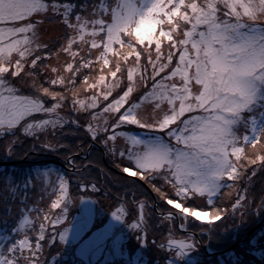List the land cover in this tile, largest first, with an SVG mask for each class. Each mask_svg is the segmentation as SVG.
<instances>
[{
  "label": "snow or ice",
  "instance_id": "1",
  "mask_svg": "<svg viewBox=\"0 0 264 264\" xmlns=\"http://www.w3.org/2000/svg\"><path fill=\"white\" fill-rule=\"evenodd\" d=\"M21 136L67 167L4 170L0 264H115L117 225L147 247L154 217L159 264L233 232L232 264H264V0H0V160Z\"/></svg>",
  "mask_w": 264,
  "mask_h": 264
},
{
  "label": "rangeland",
  "instance_id": "2",
  "mask_svg": "<svg viewBox=\"0 0 264 264\" xmlns=\"http://www.w3.org/2000/svg\"><path fill=\"white\" fill-rule=\"evenodd\" d=\"M59 30L53 28L52 30V35L57 34ZM69 130H71L70 133H75L76 129L75 128H65L64 132L69 133ZM23 147H18L16 149L17 155L14 157L12 161H4L0 160V178L3 177L4 170L7 168L9 170V173H11L13 170L19 175L21 172H28V170L31 168L30 165L34 164L36 162L38 167H35L33 170L37 169L40 167V165H47L49 168L53 169H58V168H66L67 165L63 163L62 159L55 156L54 153H49L47 151H42V150H34V151H29L27 152V155H24V152L27 150L28 146L33 143L31 139L25 140L23 136L20 137ZM49 140H52L53 143L56 141H64L68 139L62 138L59 134L56 135L55 140H53V137L50 135L48 136ZM76 139V138H75ZM78 140V139H77ZM60 142V141H59ZM75 143H81L80 142H75ZM61 144V143H60ZM70 145L71 142L69 143ZM88 144H91V141H89ZM93 150V155H89L88 160L91 161L94 164H98L100 167H107L106 160L100 156L99 150L97 149H92ZM87 162V161H84ZM32 163V164H31ZM40 163V164H39ZM33 175H35V171H33ZM94 175H99V173L94 172ZM51 179H55V173L53 172ZM43 180V177H38L36 181V187H30L29 189V197H30V203L36 202L39 195V186L41 181ZM113 192L117 191L116 188L112 189ZM228 191V190H226ZM249 196L250 197H256L258 198L260 195L264 194V176L257 175L255 178H253L252 185L249 186L248 189ZM95 200H102L103 208L105 209V214L104 215H99L95 217L92 221L94 225L102 227L104 224L108 222L109 219H111L110 212L114 211L116 208V204L114 202L113 197H93ZM131 199V198H129ZM78 203V202H77ZM3 214V206L2 202H0V215ZM72 215H78L76 208H73L72 210ZM71 219V217H70ZM130 218L126 217V220H129ZM250 219L253 220V227L254 228H264V221L259 219L258 217H251ZM231 221H229V224ZM161 220L159 218H155L152 222V225L149 228V245L147 247L143 245H139L137 241L133 238V233L132 230L128 229L126 224L123 226L122 231L120 229V225H117L118 228V235H121V247H122V252L123 255L110 258L113 259L115 264H124V261L121 260V258L125 255L127 256V264H138L139 260L143 258V260L146 262V264H159L161 260L160 252L158 251L157 247L151 243L152 239L157 240V244L160 243L159 237L163 233V235H167L166 232L163 231L161 228ZM3 225L0 224V227ZM95 230V229H92ZM183 235L182 232H180L179 229L176 231V238H180ZM237 233H232L231 238L228 237H213L211 239V243L209 242L207 237L203 238V243L207 244L206 241L210 243L211 246L217 248L221 247L223 244H228L230 242V245L228 246H233L234 241H236ZM232 242V243H231ZM203 243L199 246L198 251L194 255V259L197 260L198 264H207L208 262L210 264H214L215 262L211 257H209L206 253L207 250H205L202 245ZM70 249L73 248L74 246H68ZM208 248V247H206ZM204 249V250H203ZM210 249V247H209ZM208 249V250H209ZM221 250V249H220ZM222 253H225L222 252ZM227 256V254H225ZM256 259V258H255ZM255 259L252 260L254 264H257ZM226 264H232L231 259L228 260V263Z\"/></svg>",
  "mask_w": 264,
  "mask_h": 264
},
{
  "label": "bare ground",
  "instance_id": "3",
  "mask_svg": "<svg viewBox=\"0 0 264 264\" xmlns=\"http://www.w3.org/2000/svg\"><path fill=\"white\" fill-rule=\"evenodd\" d=\"M117 175V177H118V173L116 174ZM161 236V235H160ZM207 242V244H205V243H203V245H202V247L205 249V250H207V255L209 256V257H211L215 262H213L214 264H221V262H223V264H226V263H228V257L225 255V253L226 252H228L229 251V249L232 247H230V246H227V247H224V248H217V246H215V247H213V246H211L210 245V243L208 242V241H206ZM206 247H208V248H206ZM209 247H210V249H209ZM203 249V250H204ZM209 249V250H208ZM221 249V250H220ZM225 251V253H222V252H224ZM207 264H210L209 262L207 263Z\"/></svg>",
  "mask_w": 264,
  "mask_h": 264
},
{
  "label": "trees",
  "instance_id": "4",
  "mask_svg": "<svg viewBox=\"0 0 264 264\" xmlns=\"http://www.w3.org/2000/svg\"><path fill=\"white\" fill-rule=\"evenodd\" d=\"M71 132V130H69V133ZM74 140H75V142H80L81 140L80 139H75V137H73V136H69V138H68V140H64V141H61V140H59L60 142L59 143H61L62 145L63 144H69L70 142H71V144H74ZM87 143H89V141L87 142ZM70 145V144H69ZM54 155L55 156H57V157H59V158H61V155L60 154H57V153H54ZM93 155V150H91V156ZM32 164V163H31ZM40 164V163H39ZM38 164L36 163V162H34V164H32V165H30L31 166V168H35V167H38L37 166ZM41 166V165H40ZM234 233V232H233ZM235 242V241H234ZM211 243V242H210ZM232 243V242H231ZM228 245H230V242L228 243V244H223L221 247H219V248H224V247H227ZM228 252H226L225 254H227ZM228 257V256H227ZM256 259H255V261H256V263L257 264H261V260H260V257H255ZM228 259H230L229 257H228ZM121 260H123L124 261V264H127V256H123L122 258H121ZM252 264H254L253 262H252Z\"/></svg>",
  "mask_w": 264,
  "mask_h": 264
}]
</instances>
